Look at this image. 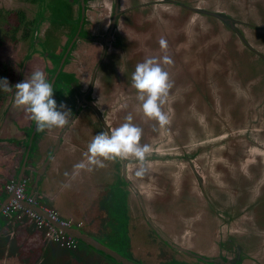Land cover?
<instances>
[{
  "label": "rangeland",
  "instance_id": "rangeland-1",
  "mask_svg": "<svg viewBox=\"0 0 264 264\" xmlns=\"http://www.w3.org/2000/svg\"><path fill=\"white\" fill-rule=\"evenodd\" d=\"M173 1H186L192 7H198L209 12H223L225 17L231 15V18L234 17L236 20H241L242 23H237L236 28L244 33L245 39L259 54L251 52L241 41L239 35L232 32V29L226 24L227 22L230 23L229 20L220 16H218L220 18H217L182 10L180 6L174 3L157 1L149 9L153 14V18H155L154 20H156L155 24L159 28L153 31L150 27L146 30V34H162L161 36L164 37V40L165 34H172L175 38L171 40L170 44L173 64L171 68L168 65L171 87L168 90L166 102L162 105V110L169 115V123L160 127L155 120L149 119L144 115L140 106L141 102L137 99V90L132 87L131 76H126V82H124L120 71L118 72L116 69L112 76L113 85H111V88L103 85L105 76L104 72L101 71L97 78L99 81L97 82L94 96L100 109L109 117L107 120L115 128L126 122V117L129 113L133 117L131 123L142 129L140 143H147L151 146L152 150L146 156V171L142 175L137 176L136 171L140 165L134 157H129L131 161L128 166V173L134 177L138 185L143 186L140 190L144 205L159 230L167 236L172 233L170 231L172 227L181 226L179 217L184 209L180 208H184L185 205L179 206V203H175L177 200L173 202L172 209L175 211V222L174 224L171 222V226L168 225L163 203L165 199L162 193L167 188L168 181L173 182L172 186L178 192L182 179L185 178V175H190L191 173L189 171L190 168H187L189 163L193 162V164L200 166L197 168L201 174H204V180L208 182L206 185H209V194L210 192L215 193L214 197L211 196L215 209H209L200 192L185 193L181 197L182 200L185 197H189V200L199 201L206 207L205 210L210 211L214 219L218 220V231L213 230L208 233L210 237V242H208L209 253L214 254L219 247L218 240L221 238L223 242H226L231 234L230 231H222V233L223 227L226 226L227 229L228 225L231 230L237 228L230 224L228 220L230 217L228 214L230 204L229 206L227 204L228 202L231 203V201L239 203L243 192L239 187H242L244 174H251L252 172L250 171L255 169L254 166L249 167V163L244 161V156H247L244 146L254 141V143L257 142V145L260 143L264 144V132L255 130L256 128L259 130L264 128V42L262 40V37L264 39V18L260 14V8H264V1L239 0L241 2L244 1L247 5L246 7L237 3L238 0ZM106 2H110V0H93L91 2L92 7L90 8L89 16L92 18L93 26L107 20L105 18L108 17L109 12L107 14L108 9L104 6ZM123 4L127 7L131 4V0H123ZM235 4L237 6L232 7ZM41 6L43 9L48 6L50 11L53 12V25L49 33L51 36L45 39L44 45L39 47L38 43L41 38L44 40V34L46 35L50 22L39 25L37 34H35L38 41L35 44H33L32 40L22 41L21 34H17L16 38L19 41L21 40L20 43L13 44L7 40L0 47L1 61L10 62L16 67L18 83L30 78L35 70L44 71L48 79V69L51 68L52 64L48 59L43 60L45 58L41 54L46 50L54 53L59 49L62 39L61 34L66 33L64 39L69 37L71 29L68 30V28L70 23L66 22V20L70 14L73 15V4L66 0H43L42 4L27 0H0V39H4L6 36H15L12 32L14 26L8 23L7 12L12 11L14 12L13 16H17V14L15 15L16 12L24 11L29 20H36L41 14ZM47 13L49 14V11ZM179 14H182L183 17L186 15L187 21L184 22L183 19L185 18L179 17ZM50 16L48 15L49 18ZM61 16L63 18H60ZM170 16L176 17V20L169 19ZM64 20L66 24L62 23ZM139 24H141V21ZM67 30L69 31L68 33ZM131 31L128 33L132 34ZM120 36L124 35L120 34ZM118 41L120 42V39ZM232 41H234V47L230 45ZM177 42H180V44H176ZM176 46L178 47L176 48ZM87 47V44L81 42L80 46L75 50L70 63L65 68L66 72H74L75 76L80 80L83 89L90 82L93 69V65L84 66L82 64ZM90 47L92 50H94L92 47L97 48L95 51L100 53L99 45L91 44ZM166 49L169 48L167 47ZM165 50L162 49V51ZM33 52L40 53V56L34 57L32 55ZM60 52L61 49L58 50V53ZM110 56V59H107L110 69L112 68L111 60L115 59V57L123 56V61L126 60V55L121 54L120 44L112 48ZM123 68L124 64H121L119 70ZM124 71L125 68L123 69ZM256 75L258 77L255 80ZM197 86L202 89L204 96L202 101L194 93ZM228 91L231 92V98L227 97L229 95ZM14 94L15 92L11 94L13 96L9 99L10 101L8 100L0 111V121L4 125V128L1 125L4 131L0 134V160L4 164L11 162L13 159L23 162V158L16 157L14 152L6 155V150H9V148L14 149V146L8 147L9 143L13 139L18 141V138H20L18 135H21L20 131L28 127L33 121L24 108H17L14 106L13 101L11 102V99L14 100ZM185 96H191L187 102ZM75 100L76 98L70 100L72 101V106L75 104ZM68 104L71 103L69 102ZM182 104L184 108L180 112L182 115V118H180L181 115L175 114L173 109L175 110L177 105ZM66 107L69 109V105ZM70 110L72 111L71 108ZM87 111L89 110L84 109L85 113L82 118L87 116ZM121 117H123L122 120H120ZM180 120H182L181 123H179ZM122 121L123 123H121ZM16 125L18 128H16ZM179 126L184 128L182 127L183 129H181ZM6 127L7 130H5ZM76 128L79 129L80 124H77ZM60 129L61 127H53L51 131L57 135ZM47 130L45 129V131ZM7 131L10 134L13 131V134H11L14 136L13 139L9 138ZM22 133L27 135L28 132ZM39 133L37 134L38 138L40 137ZM231 144H237L233 148L241 146L242 149L236 150V163L234 164L230 163L229 160L233 158L230 154L232 153ZM4 145L7 148L3 150ZM53 150L50 151L49 155L52 154ZM22 153L15 154L20 155ZM6 156L9 158H5ZM247 158L260 160V157L254 153ZM71 160L74 159L71 158ZM238 161H242L240 166H238ZM117 164L119 166V163ZM258 166L256 169H262L259 163ZM113 170L112 167L109 170L106 167L102 173H105L102 176L105 179L103 181H106V177H109V174L115 180L110 187L111 194L105 195L106 197L102 196L99 200L106 214L101 216L100 219L106 224L99 226L97 232L92 233L93 237L137 264H179L174 260L179 262L186 260L193 264H203L194 259H187L181 253L177 252L175 254V251L170 250L166 243L157 237L156 233L147 225L148 222L139 207L140 204L139 206L137 205L132 192L129 193L130 202L127 199L128 197L125 196L128 187L120 177V173L114 178ZM106 172H109V174L107 173V175ZM95 181L100 183L97 180ZM231 181L234 182L231 183ZM75 184H73V188L72 185L67 188L66 186L58 187L55 192L60 197H67L75 189ZM7 185L3 182L0 183V193L4 192ZM27 188L29 189L28 182L26 190ZM85 196L91 198L89 191L85 192ZM175 196L177 199L180 198L179 195ZM90 200L87 199L86 202H90ZM41 201L49 205L47 198H42ZM246 206L248 205L246 204ZM241 207H244V205L242 204ZM86 215L89 218L91 214ZM237 215L236 213L235 216ZM23 216L24 218H18L17 214H10L9 216L1 214L0 230L7 228V226H12L13 223L21 227L22 224L26 225V221L32 226L31 228L42 234L44 245L50 248H58L60 252L65 254V258H69L70 255V257L75 259L73 264H88L90 261L93 263V260L97 261V264H120L113 260L114 258L111 259L87 245L81 244L83 242H78L77 247L73 248L67 245L68 237L49 240L46 238L48 229L46 226L39 227L37 220L27 213H24ZM246 216L248 215L246 214ZM237 218H240V216H237ZM244 221H247V219H244ZM190 237L192 236L190 235ZM245 244H248V250L254 252L257 249L260 252L259 255H255L257 256L256 259H252L253 262L264 264L262 246H259V248L249 246V244H253L249 240ZM82 248L83 251L94 253L95 258L86 257L84 254V256H78ZM248 259H250L249 256ZM253 262L250 261L249 264ZM53 264H60V260Z\"/></svg>",
  "mask_w": 264,
  "mask_h": 264
},
{
  "label": "flooded vegetation",
  "instance_id": "flooded-vegetation-1",
  "mask_svg": "<svg viewBox=\"0 0 264 264\" xmlns=\"http://www.w3.org/2000/svg\"><path fill=\"white\" fill-rule=\"evenodd\" d=\"M27 1H31L33 3L38 2L40 4H42L43 2V0ZM66 1L71 2L73 4V15L70 14L68 19L66 20V22L70 23L68 28V30L71 29L70 35L69 37L64 39L66 33L61 34L62 39L59 45V49H61L60 53H58L59 49H57L54 53H50L46 50L41 54V56L45 58L43 60L48 59L52 64L51 68L48 69V80L53 85V96L56 99L57 104L59 105L61 103H67L66 106L69 105V109H72V114L69 122L66 123L63 127H61L57 135H55L54 132L51 131V129L45 131V129L39 130L38 127L37 130L34 132V129L36 127L34 121H32L33 123L31 122L28 127L23 128L24 132H28L27 135H25L21 141L20 139H18V141L16 140V143H22L23 145V159L28 148V143L31 139L33 140L32 149L28 158V163L32 164L33 166H30V169L26 170L23 176V179L27 180L28 186H33V188L37 186L40 187V184L43 183L44 180L51 179L50 176H52L53 172L52 174L49 172V166L52 162H54V159L55 161L61 163L64 160H67V175H70V177L72 176V188L73 184L76 183L75 189H73L72 192L68 194V196L70 195L73 199L72 208L69 207V209H73L72 211L75 215H79V212L91 214L92 218L94 219L95 216H97L95 214H101V216L106 215L105 211L99 203V200L102 196L106 197L111 194L110 187L112 186L115 179L110 176L109 172H106V174H109V177H106V181H103L105 179H103L102 176L105 175V173H102L106 169V167L108 168V170L110 169V167H112L114 169V178H116V176L120 173V177L128 187L127 191L125 190L126 192H124L125 196L128 197L127 199H129V202L131 201L129 193L132 192V194L134 195L133 197H135L134 199L137 202V205L139 206L140 204L139 207L148 222L147 225L151 227V229L156 233L157 237L160 238L161 241L166 243V246H168L170 250H172L173 252L175 251V254L177 252L181 253L185 257H187V259H194L203 264H249L250 261L253 262L252 259L257 258V256L255 255H259L260 253L257 249H255L254 252L247 249L248 244H245V242L249 240L253 243L249 244V246H256V248L262 246V253L264 255L263 143L257 145V142L254 143V141L251 144H247L246 146H244V151L247 152V156H244V161L249 163V167L254 166L255 169L250 171L252 172L251 174H244V180L241 184L242 187H239L241 190H243L242 198L240 199L239 203L237 204L234 201H231V203L228 202L227 204L228 206L230 204V209L228 212L230 217L228 218V220L230 221V224L236 226L237 228H235V230H231L228 225L227 229L226 226L223 227L221 232L230 231L231 234L226 242H223L221 238L218 240L219 247L217 252L214 254L209 253L210 248L208 246V242H210V237L208 233L213 230H215L216 232L218 231V220H215L210 211L205 210L206 207L199 203V201L193 199L189 200V197H185V199L182 200L181 197V195L185 193L192 194L195 192H200L203 196V199L207 202L209 209H215V207L213 206V201L211 200V196L214 197L215 193L210 192L209 194V185H206V183L208 182L204 180V174H201L200 170H198L197 168L200 166L193 164V162L189 163L187 168H190L189 171H191V173L190 175H185V178L182 179L178 192L173 188V182L168 181L167 188H165V191L162 193L165 199V201L163 200V203L166 217L168 220V225H170L171 222L172 224H174L175 222V211L172 209L174 205L173 202L177 200L175 203H179V206L185 205L184 208H180L184 209V211H181L182 213H180L179 217L181 226L172 227L170 231L175 235L169 233L168 236L159 230L155 222L152 220L151 214H149L148 209L145 207L140 190L143 188V186H141L140 184L138 185V182L135 181L134 177L130 176L128 173V166L131 161L129 158L126 160H104L103 167L92 166L91 170L84 169L80 170L78 173H75L73 170V166L76 163L85 160L84 153L87 150L88 143L95 136V134H97L98 132L108 131L110 129L115 128L112 123L107 120V118L109 117L106 115L105 112H103L102 109H100L97 102L95 101L94 93L96 90L97 82L99 81L97 78L99 77L101 71L104 72L105 76V83L103 82V85L109 86L111 88V85H113L112 76L114 74L115 69L118 72L120 71L124 82H126V76L130 77L135 69L136 64L143 62L146 58H157L161 67L163 68L164 66V69L167 72L169 71V67H172L171 65L173 64V60L171 56L172 50L170 48V44L171 40L175 39L173 35L165 34L164 36L166 37L164 40V37L161 36L162 34H146V30L150 27L153 29V31L159 28L155 24L156 20H154L155 18H153V14L149 9L151 6H154L157 1L174 3L180 6L182 10L191 12L193 11L195 13H201L208 16H215L217 18L222 17L226 20H229L230 23L227 22L226 24L229 25V27L232 29V32L239 35L241 41L245 44V46H247V48L251 50V52L259 54V52L255 50L251 46V44L245 39L244 33L242 31H239L238 28H236V24L240 22L242 23V21L236 20V18L234 17L231 18V15L225 17L223 16L225 15L223 12H209L198 7H192L191 5L187 4L186 1L178 2L173 0H131V4L125 7L123 4V0H110V2H106L104 4V6L108 9L107 14L109 12L108 17L105 18L107 20L105 22L101 21L99 24L93 26L92 18L89 16L90 8L92 7L91 2L93 0ZM237 3H239L240 5H244L243 7L247 6L244 1L241 2L238 0ZM236 6V4L232 5V7ZM41 9V14L36 20H29L26 15V12L24 11L16 12L15 14L20 13L25 18L24 23L22 24V26H20L19 30L16 33H14L16 22L11 17L14 15V12L9 11L6 13L8 23L14 26L12 32L15 35V38L17 34H21L22 41L32 40L34 42L33 44H35V42L38 41L37 36L35 34H37V28L39 27V25L45 22H50V27H48L46 35L44 34V40L41 38L38 43L39 47H42L44 45L45 39L48 36H51V34L49 33L53 25V12L50 11L48 6L44 7V9L41 6ZM47 11H49V14L47 13ZM260 14H262L261 16L262 18H264V8L262 7L260 8ZM48 15H51L50 18L48 17ZM180 16H182V14H179V17ZM60 18L63 17L61 16ZM183 18H185L183 19V21L186 22L187 16L185 15V17ZM169 19L176 20V17L170 16ZM140 21L141 24H139ZM66 22L64 20L62 23L66 24ZM88 25H90V27H88ZM68 30L67 33L69 32ZM129 31H131L132 34H129ZM27 34L28 36L26 37ZM120 34L124 36L121 37ZM119 39L120 42L118 41ZM0 40L3 41V44L7 40L11 41L13 44H18L21 41L16 38V41L14 42L12 40V36H6V38H2ZM161 40L165 41L164 46H161ZM262 40L264 42L263 37ZM81 42H84V44L88 45V47L86 48L85 56L83 57L82 64L84 66L88 64L91 66L93 65L90 82L86 84V87L84 89L82 88L80 80H78V77L75 76L74 72H66L65 70V68L70 63V60L75 50L80 46ZM91 44L99 45L98 49L100 53H97L95 51L97 48L92 47L94 49L92 50L90 47ZM117 44H120L121 54L126 55V60L123 61V56L115 57V59L111 60L112 68L110 69L107 64V59H110V52L112 51V48ZM176 44H180V42H177ZM230 45L231 47L232 45L234 47V41H232ZM167 47L169 49H166ZM177 47L178 46H176V48ZM131 48L132 50L129 51V49ZM162 49L166 50L162 51ZM34 52L32 54L34 57L40 56V53ZM165 57H167L170 62L165 63ZM10 64L13 65L12 63ZM121 64H124V72V68L119 70ZM59 69L60 71L58 73ZM14 70L16 72V83H18V73L15 66ZM184 76L186 77V75ZM257 77L258 75H256V78L254 79L256 80ZM14 92L15 88L14 91L11 92V94ZM194 93L199 96L201 101L204 100L203 92L200 86L196 87V91ZM228 93L229 95H227V97L231 98V92L228 91ZM11 94L9 95L8 100L13 96ZM190 97L191 96H185L186 102L189 100ZM72 98H76L75 104L73 106L72 101H70ZM211 100L214 102L213 99ZM12 101L14 100L11 99V102ZM69 102L71 104H68ZM183 108V104L179 106L177 105L176 109H173V112L175 111V114L181 115L180 112L181 110H183ZM84 109H87L89 111L86 112L87 116H84L82 118V115L85 113ZM128 116L129 113L127 114V117ZM123 117H121L120 120H122ZM180 118H182V115L180 116ZM181 122L182 120H180L179 123ZM121 123H123V121ZM77 124H80L79 129L76 128ZM179 127L181 129L184 128L183 126ZM255 130L264 132V128H262L261 130L256 128ZM38 133L40 135L39 138L37 136ZM65 145L67 146L65 147ZM236 146L237 144L232 145V153H230L233 158L229 160L230 163L233 164L236 163V150H242L241 146L239 148H233ZM60 148L61 152L60 154H58L57 152H59ZM52 150V154L49 155L50 151ZM253 153L256 156L260 157L259 161L257 159L254 160L251 158H247L248 156H252ZM71 158H73L74 160H71ZM241 162L242 161H238V166L242 164ZM117 163H119V166ZM258 163L260 167H262V169H256V167H259ZM33 169H37L38 172L40 170L41 172H39L38 174V172L33 171ZM61 170H63V166L55 170V174L53 175L55 177L60 176V172L62 173ZM47 174H49V176ZM152 178L154 177L152 176ZM52 180L53 182L56 181L55 178ZM95 180L99 181L100 183H97ZM36 181H38L37 186L35 185ZM233 182L234 181H231V183ZM66 186L68 187L69 185ZM86 191H89L91 198H87V196H85ZM175 195H179L180 198L177 199ZM216 198H218V196H216ZM87 199H91L90 202H86ZM242 204L244 205V207H241ZM246 204L248 206H246ZM236 213L238 214L237 216H240V218H237V216H235ZM246 214L248 216H246ZM244 219H247V221H244ZM99 220L100 226L106 224L105 222H102L100 217ZM82 225L83 224H81V226ZM190 235L193 238L190 237ZM248 256L250 257V259H248ZM262 258L264 259V256ZM174 261L178 262L179 264H193L186 260H184V262H179L177 260ZM252 264H256V262H253Z\"/></svg>",
  "mask_w": 264,
  "mask_h": 264
},
{
  "label": "clouds",
  "instance_id": "clouds-1",
  "mask_svg": "<svg viewBox=\"0 0 264 264\" xmlns=\"http://www.w3.org/2000/svg\"><path fill=\"white\" fill-rule=\"evenodd\" d=\"M160 43L164 46L165 41L161 40ZM164 59L165 63L170 62L167 57ZM131 84L137 90V99L141 102L144 115L155 120L160 127L167 125L169 115L162 110V105L166 102L171 85L169 73L161 67L157 58L149 57L137 63L131 74ZM12 87L7 78H0V91H10ZM14 88V106L24 108L41 130L63 127L69 122L71 110L63 103L57 104L53 85L44 71L35 70L30 78L16 83ZM132 119L129 115L119 127L95 134L84 153L85 160L73 166L74 172L91 170L92 166L103 167L104 160L134 157L140 165L136 175H142L146 171V156L152 149L149 144L140 143L142 129L131 123Z\"/></svg>",
  "mask_w": 264,
  "mask_h": 264
},
{
  "label": "crops",
  "instance_id": "crops-1",
  "mask_svg": "<svg viewBox=\"0 0 264 264\" xmlns=\"http://www.w3.org/2000/svg\"><path fill=\"white\" fill-rule=\"evenodd\" d=\"M10 119V118H9ZM12 120V117H11ZM4 128V125L0 121V134H2V131H4L2 126ZM16 128L17 125H16ZM7 130V127L5 128ZM9 130V129H8ZM24 129L20 131V141L25 136L22 132ZM9 138L13 139L14 136L13 131H11V134L8 133ZM5 137V136H4ZM15 141V142H14ZM14 149L9 148V150H6L8 155L9 153L14 152V155L16 157L23 158V148L22 143H16V140L13 139L8 147H13ZM19 147V148H18ZM7 148L3 147V150ZM61 148L59 149L58 154H60ZM15 153H22L20 155H17ZM5 158H9L6 156ZM22 160V159H21ZM23 162L18 160H12L9 163H3V161L0 160V183H6L9 184L11 180L18 179L20 169ZM63 166L62 173L60 172V176H54L55 170H57L59 167ZM68 168L67 160L61 162L55 161L51 163L49 166V172L52 174L50 176V180H44L43 183L40 184V187H34L29 186V189L27 188V192L30 194L32 190L35 191L34 196L37 198L39 206L53 209L58 212L59 218L64 221H71L73 223V227L77 228L81 231H83L85 234L90 235L93 237L92 233H96L98 230V227L100 226V220L99 217H101V214H95V218L93 219L91 215H86L85 213L79 212V215H75L73 213V209L70 210L69 207L72 208L73 205V199L71 196H64L60 197L55 192V189L58 187H64L66 185H71V178L70 175H66ZM2 171V175H1ZM49 176V174H47ZM55 178V182H53L52 179ZM4 179H6L4 181ZM67 187V186H66ZM5 187L4 192L0 193V206L5 201L7 196L9 194L7 193ZM42 198H47L49 205L46 203H42ZM41 202V204H40ZM76 212V211H75ZM2 212L0 213V215ZM21 218H24L21 217ZM93 219V220H92ZM14 221V220H13ZM25 221V220H24ZM26 225H21V227L16 226L15 223H13L12 226H7L5 229L0 230V264H53L54 262L60 260V251L56 247L50 248L47 245H44V238L42 237V234L40 232H37L30 224H28L25 221ZM79 224H83L82 226H78ZM95 238V237H94ZM82 242V241H79ZM84 243V242H83ZM82 244V243H81ZM86 244V243H84ZM88 245V244H86ZM90 246V245H88ZM83 249V248H82ZM105 255V254H104ZM63 261L68 262L69 264H73L75 259L73 257H66L63 259ZM105 261V260H104Z\"/></svg>",
  "mask_w": 264,
  "mask_h": 264
},
{
  "label": "built area",
  "instance_id": "built-area-1",
  "mask_svg": "<svg viewBox=\"0 0 264 264\" xmlns=\"http://www.w3.org/2000/svg\"><path fill=\"white\" fill-rule=\"evenodd\" d=\"M26 184L27 180L25 179L19 185L16 179L11 180L7 185V193L12 195V198L5 205L2 214L6 216L17 214V217L21 218L24 213H27L37 220L39 227L46 226L48 228L46 232L47 239L58 240L68 237L67 245L73 248L77 247L79 240L67 232L68 228L73 227V223L60 219L57 211L39 206L37 198L26 191ZM31 206H39L44 214L34 210ZM78 226H81V224Z\"/></svg>",
  "mask_w": 264,
  "mask_h": 264
},
{
  "label": "water",
  "instance_id": "water-1",
  "mask_svg": "<svg viewBox=\"0 0 264 264\" xmlns=\"http://www.w3.org/2000/svg\"><path fill=\"white\" fill-rule=\"evenodd\" d=\"M59 71H60V69L58 70V73H59ZM35 125H36V127L34 129V132L37 130V127H38L36 123H35ZM32 141L33 140L31 139L30 142L28 143V148H27V151L25 153V156H24V159H23V163H22V166H21L22 168H21L20 174H19L18 179H17V184L18 185L21 184V182L23 181V176H24L25 171L30 169V166H33L32 164L28 163V158L30 156V152H31V149H32ZM33 171L38 172L37 169H35V170L33 169ZM39 172H41V171L39 170ZM39 172H38V174H39ZM35 185L36 186L38 185V181H36ZM34 194H35V191L32 190L30 192V195L34 196ZM11 198H12V195L7 196L5 201L1 204L0 213L3 211L5 205L8 203V201ZM31 207L34 210L44 214L43 210L39 206H31ZM67 232L70 235H72L74 238H76L77 240L82 241V242L94 247L95 249L101 251L103 254H105L108 257L114 258L120 264H137V263L127 259L126 257L121 255L117 251H115V250L109 248L108 246L102 244L101 242L97 241L94 237L85 234L83 231H81V230H79L77 228L70 227V228L67 229Z\"/></svg>",
  "mask_w": 264,
  "mask_h": 264
},
{
  "label": "trees",
  "instance_id": "trees-1",
  "mask_svg": "<svg viewBox=\"0 0 264 264\" xmlns=\"http://www.w3.org/2000/svg\"><path fill=\"white\" fill-rule=\"evenodd\" d=\"M11 17L16 22V27L14 29V33H16L19 30L20 26H22V24L24 23L25 18L20 13L19 14L17 13V16H11ZM27 36H28V34L26 35V37ZM12 40L14 42L16 41L15 36L12 37ZM2 44H3V41L0 40V47H1ZM0 78H7L8 82H9V85L13 86L10 91H0V111H1V109L5 105L6 101L8 100L9 95L13 91L14 85L16 83V72L14 70V66L11 65L8 62L1 61V57H0ZM82 244L86 245L84 243H82ZM88 247H90V248L100 252L101 254H103L101 251L95 249L92 246H88ZM83 254L86 255V257H90V258L94 257L95 258V254L94 253H90L89 251H83V249L80 251L78 256H84ZM59 255H60V258H61L60 264H69L68 262L63 261V259H65V254L64 253L60 252ZM69 257H70V255H69ZM109 258H111V257H109ZM111 259H113V258H111ZM113 260H115V259H113ZM88 264H97V261L93 260V263H92V261H90V263L88 262Z\"/></svg>",
  "mask_w": 264,
  "mask_h": 264
}]
</instances>
